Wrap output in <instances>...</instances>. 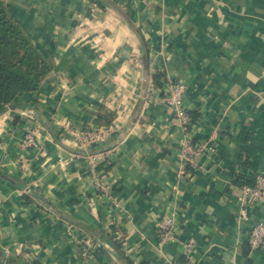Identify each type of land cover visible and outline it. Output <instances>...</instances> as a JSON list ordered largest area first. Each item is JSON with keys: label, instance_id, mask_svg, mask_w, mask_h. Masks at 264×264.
I'll return each instance as SVG.
<instances>
[{"label": "crops", "instance_id": "crops-1", "mask_svg": "<svg viewBox=\"0 0 264 264\" xmlns=\"http://www.w3.org/2000/svg\"><path fill=\"white\" fill-rule=\"evenodd\" d=\"M5 2L53 71L0 115V264H264V245L248 242L264 206L242 199L264 172V0ZM171 80L188 84L203 146L192 166L162 102ZM105 125L110 160L97 171L110 195L74 142ZM170 211L176 242L161 243ZM71 227L94 240L84 262Z\"/></svg>", "mask_w": 264, "mask_h": 264}, {"label": "built area", "instance_id": "built-area-1", "mask_svg": "<svg viewBox=\"0 0 264 264\" xmlns=\"http://www.w3.org/2000/svg\"><path fill=\"white\" fill-rule=\"evenodd\" d=\"M187 93V83L171 80L165 85V95L162 98V102L174 111L176 117L181 122L187 137L183 139L179 145V156L185 165L192 166L195 158L203 151V146L194 144L190 137L191 128L193 126V116L185 104ZM110 130H112V125L91 129L86 128L74 133V142L78 148L86 151L85 157L90 162L94 175L95 188L97 192L102 195H110L111 193L105 183L104 177L98 173L97 166L100 163H109L111 151H98V149ZM38 135V129L28 131L24 137L22 146L25 149L36 147ZM90 149H93V151L97 149V151L92 152ZM191 173L182 170L179 179L183 180V178L186 177L190 178L192 176ZM174 193L175 196H181L183 194V190L180 188L179 184L174 186ZM242 199L244 201H249L251 204L264 206V172L256 174L250 182L242 186ZM176 216L175 211H170L163 215L157 222V230L161 243L176 242ZM69 231L70 236L79 249L81 261H86L87 258L91 257V252L95 248L94 240L87 235L83 237L77 236L74 234L72 227ZM248 242L252 248H258L264 245V222L258 223L253 227L249 233ZM192 246V242H190L186 247V251L191 253Z\"/></svg>", "mask_w": 264, "mask_h": 264}, {"label": "trees", "instance_id": "trees-1", "mask_svg": "<svg viewBox=\"0 0 264 264\" xmlns=\"http://www.w3.org/2000/svg\"><path fill=\"white\" fill-rule=\"evenodd\" d=\"M52 71L41 49L14 18L5 0H0V115L19 94L38 90Z\"/></svg>", "mask_w": 264, "mask_h": 264}]
</instances>
